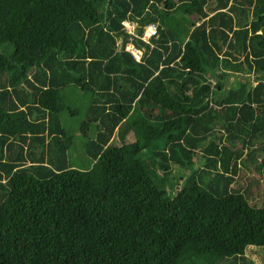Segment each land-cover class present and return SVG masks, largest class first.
Instances as JSON below:
<instances>
[{
	"label": "trees",
	"instance_id": "1",
	"mask_svg": "<svg viewBox=\"0 0 264 264\" xmlns=\"http://www.w3.org/2000/svg\"><path fill=\"white\" fill-rule=\"evenodd\" d=\"M246 149L264 175V0H0V264H253Z\"/></svg>",
	"mask_w": 264,
	"mask_h": 264
},
{
	"label": "rangeland",
	"instance_id": "2",
	"mask_svg": "<svg viewBox=\"0 0 264 264\" xmlns=\"http://www.w3.org/2000/svg\"><path fill=\"white\" fill-rule=\"evenodd\" d=\"M206 9L209 10V12H212L208 7H206ZM191 17L194 18L195 21H198L196 15H192ZM128 24L130 25V23H128ZM198 24H200V22H198ZM238 81H239V78H238V80L232 78V80H230V83L232 86H236L238 84ZM33 116L34 117H40L42 115L40 113H35ZM68 121H73L76 123V125H78V121L71 120L70 118ZM93 132H94L93 130L88 129L87 136H84L82 139L84 141H89L93 137ZM131 137L132 138L129 137V139L133 140L134 137L132 135H131ZM221 137L223 139L221 141L218 140V144L220 146H223L227 142V132H224V134ZM77 139L80 140L81 143L83 142V140L81 139L80 136H78ZM212 139L213 138L211 137L209 142H211ZM239 145H241V142H239ZM237 147H238V144H237ZM155 148H157V149L158 148H164V139H162L160 142H157ZM34 151H35V149H34ZM244 152H245V155L243 156V158H241V160H238V163H239L238 164V169H239L238 180L240 181V184H241L240 191H244L247 196L252 197L253 200L257 202L258 206H262V205L264 206V175L260 176V174L256 170L255 162L250 160V158H246L247 149ZM70 157H71V163H74L73 165L77 164V165H80L83 167L89 166L90 162L92 160L91 156H89L88 154H85L79 148H74L73 150H71L70 151ZM261 158H262V156L259 153H257L255 155L254 161H256L257 163H261ZM147 159H149V158H147ZM206 159H207V157H202V156L197 157L191 166H189L183 170L178 165L176 166L175 163L169 162L170 168H171V174L165 175V176H163V170L159 166H157L158 158H157V160H155V162H156L155 166L157 168L158 175L163 176V178H164V184L165 185L163 187L167 188L169 192L175 193L177 191V189L181 188L185 184L184 183L185 178L188 177L191 174V172H193V171L197 172L196 177L199 176L201 173L202 181H204L205 183H209L213 179L215 173H212V175L211 174L207 175L206 173L202 174L201 168L205 167V160ZM243 161H246V163L248 165L245 166ZM219 169L221 170V168H219ZM179 172H180V174H179ZM157 182H158V180H157ZM234 185H237V181L234 182ZM247 186H249L250 192H246L245 188ZM246 256L252 260L253 264H264V246H256V245L248 246L247 250H246Z\"/></svg>",
	"mask_w": 264,
	"mask_h": 264
},
{
	"label": "built area",
	"instance_id": "3",
	"mask_svg": "<svg viewBox=\"0 0 264 264\" xmlns=\"http://www.w3.org/2000/svg\"><path fill=\"white\" fill-rule=\"evenodd\" d=\"M129 23H130V25L128 23H126L127 31L130 33H134L135 24L133 22H129ZM156 31H157L156 25H154V24L148 25L144 31V34L141 36V38L143 40L149 42L150 38L156 34ZM127 48L134 53L136 60L141 59V57L143 55V51L141 49L134 47V45H132L130 43L128 44Z\"/></svg>",
	"mask_w": 264,
	"mask_h": 264
},
{
	"label": "clouds",
	"instance_id": "4",
	"mask_svg": "<svg viewBox=\"0 0 264 264\" xmlns=\"http://www.w3.org/2000/svg\"><path fill=\"white\" fill-rule=\"evenodd\" d=\"M129 22H131V21H126V23H129ZM151 24L156 25V28H157V24H156V23H149V24L146 25V27H147L148 25H151ZM146 27H145V29H146ZM156 32H157V31H156ZM155 35H156V34H155ZM155 35H153V36H155ZM151 38H152V37H151ZM151 38H150V40H151ZM150 40H149V41H150Z\"/></svg>",
	"mask_w": 264,
	"mask_h": 264
},
{
	"label": "crops",
	"instance_id": "5",
	"mask_svg": "<svg viewBox=\"0 0 264 264\" xmlns=\"http://www.w3.org/2000/svg\"><path fill=\"white\" fill-rule=\"evenodd\" d=\"M260 32H261V30H260ZM233 79H235V77H233Z\"/></svg>",
	"mask_w": 264,
	"mask_h": 264
}]
</instances>
